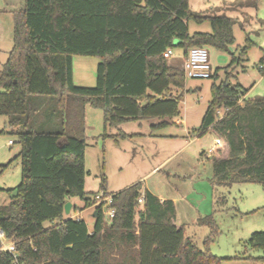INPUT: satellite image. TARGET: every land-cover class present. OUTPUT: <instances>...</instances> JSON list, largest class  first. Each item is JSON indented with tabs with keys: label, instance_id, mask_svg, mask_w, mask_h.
Returning <instances> with one entry per match:
<instances>
[{
	"label": "trees",
	"instance_id": "1",
	"mask_svg": "<svg viewBox=\"0 0 264 264\" xmlns=\"http://www.w3.org/2000/svg\"><path fill=\"white\" fill-rule=\"evenodd\" d=\"M191 20L208 21L211 31L190 34ZM232 25L226 15L194 13L188 0H22L13 11L12 47L0 70V115L20 146L21 170L16 196L0 205V230L14 243L16 257L0 250V264H223L232 259L211 253L216 227L210 215L198 219L212 228L199 246L176 223L175 203L161 201L140 182L108 193L102 175L98 191L84 190L86 106L102 111L103 137L111 136L107 127L128 121L158 120L151 129L173 124L186 77L169 64L166 50L179 49L183 57L191 47L228 51ZM77 55L99 58L95 86L73 83ZM236 60L232 56L227 67ZM259 61L264 72V54ZM217 71L210 78L218 79ZM230 77L226 72L212 83L194 133L212 131L220 139L210 150L215 183L264 186V98L245 99L248 90ZM40 113L44 118L34 127ZM97 195L111 196L110 204L95 206ZM74 197L83 208L94 206L91 231L84 220L64 217V205ZM105 208L114 211L109 221ZM247 244L262 250L261 257L247 259L264 261V232L251 233Z\"/></svg>",
	"mask_w": 264,
	"mask_h": 264
},
{
	"label": "rangeland",
	"instance_id": "2",
	"mask_svg": "<svg viewBox=\"0 0 264 264\" xmlns=\"http://www.w3.org/2000/svg\"><path fill=\"white\" fill-rule=\"evenodd\" d=\"M188 3L196 14H222L233 19L234 41L228 51L207 48L212 74L218 70L219 78H185L178 117L181 125L151 129V124L158 120L128 121L116 128L107 127L106 133L111 136L103 137L102 111L86 106L84 190L98 191L102 175L106 178L108 193L140 182L143 190L176 198L175 221L185 226L186 235L199 246L212 228L198 224V219L210 215L216 227L209 243L211 253L232 258L223 264H264L262 260L247 259L262 256V250L251 249L247 240L253 232H264V186L254 182L230 186L215 183L211 154L202 156L200 151L213 148L217 137L212 131L202 136L194 133L211 99L212 83H218L226 72L232 82L240 84L241 90H248L245 99L264 98V72L259 69V60L264 54V0H188ZM21 6L22 0H0V70L12 47L13 11ZM188 31L190 34L210 32L211 27L208 21L191 20ZM232 56L237 60L227 67ZM182 61L179 49H174L168 57L170 65L180 68ZM98 62L99 58L94 56H73V83L81 87L95 86ZM43 118V113L36 116L33 126L39 127L37 123ZM6 122L7 118L0 115V205L9 202L7 190L15 189L21 178L17 157L20 146L8 133ZM120 131L135 135L126 139L112 137ZM70 202L76 210L72 209L69 215L84 220L91 231L94 206L83 208V202L76 197ZM48 225L44 223L45 227ZM9 242L3 240V244Z\"/></svg>",
	"mask_w": 264,
	"mask_h": 264
},
{
	"label": "built area",
	"instance_id": "3",
	"mask_svg": "<svg viewBox=\"0 0 264 264\" xmlns=\"http://www.w3.org/2000/svg\"><path fill=\"white\" fill-rule=\"evenodd\" d=\"M173 54L172 49H167L165 52L166 56ZM181 69L185 77L192 79H206L210 78L212 71L208 58V51L205 47H191L187 50L186 56L182 61ZM12 142L9 141V144ZM220 139L216 138L214 144H219ZM211 150V149H210ZM209 150V151H210ZM139 202H142V197L138 199ZM111 202V196L103 198L101 195L96 196L95 206L100 204L108 205ZM113 209L105 208L103 214L106 217L105 219L109 221L113 217ZM6 239L3 232L0 230V250L8 251L16 257L14 243L12 240L8 239L9 244H3V240Z\"/></svg>",
	"mask_w": 264,
	"mask_h": 264
},
{
	"label": "crops",
	"instance_id": "4",
	"mask_svg": "<svg viewBox=\"0 0 264 264\" xmlns=\"http://www.w3.org/2000/svg\"><path fill=\"white\" fill-rule=\"evenodd\" d=\"M180 55L182 56V53L180 52ZM183 57V56H182ZM183 59H184V57H183ZM146 121H151V120H146ZM172 122H173V124H176V125H181L182 124V122H180V120H179V118H175V119H173L172 120ZM121 125V124H120ZM119 126V125H118ZM118 126H116V127H118ZM115 127V128H116ZM118 129V128H117ZM124 133H126V134H129V135H135V133H132V134H130V133H127V132H125V131H123ZM204 135V134H203ZM198 136H202V135H198ZM210 149H208V150H206V149H201V151H200V154L202 155V156H206L207 157V155H210V151H209ZM210 157V159H211V156H209ZM156 169V167H154L153 169H152V171H154ZM145 190H147L146 188H145ZM149 191V190H148ZM150 192V191H149ZM153 194V193H152ZM155 195V194H154ZM155 196H157L161 201H163V200H166V199H170V198H168V197H165L164 195H155ZM70 200H71V198H70ZM70 200H69V202H70ZM170 200H172L174 203H175V206H176V198H171ZM71 203V202H70ZM75 208V210H76V207H72V205H71V210L72 209H74ZM70 214V212L68 213V215H65L64 214V217L65 218H67V217H71V215H69ZM72 218V217H71ZM49 223V222H48ZM51 224L49 223V225L48 226H50ZM48 226H46V227H48Z\"/></svg>",
	"mask_w": 264,
	"mask_h": 264
},
{
	"label": "water",
	"instance_id": "5",
	"mask_svg": "<svg viewBox=\"0 0 264 264\" xmlns=\"http://www.w3.org/2000/svg\"><path fill=\"white\" fill-rule=\"evenodd\" d=\"M16 194H17V190L15 189V190H13V191L9 194V198H13V197H15ZM70 208H71V203H70L69 201H67V202L65 203V205H64V214H68V213L70 212ZM96 215H97L96 212L93 211L92 216L95 218ZM44 264H48V263L46 262V263H44Z\"/></svg>",
	"mask_w": 264,
	"mask_h": 264
}]
</instances>
